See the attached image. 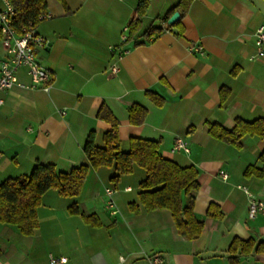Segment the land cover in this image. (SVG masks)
<instances>
[{"label":"crops","instance_id":"1","mask_svg":"<svg viewBox=\"0 0 264 264\" xmlns=\"http://www.w3.org/2000/svg\"><path fill=\"white\" fill-rule=\"evenodd\" d=\"M140 1L68 0L67 8L47 0L48 12L36 27L49 41L39 59L52 73V87L17 85L1 92L0 182L30 174L37 162L66 172L88 164L87 139L103 147L112 129L102 110L118 119L124 152L131 138H152L165 158L198 168L200 236L179 232L170 209L143 206V167L115 181L114 167L100 166L90 168L76 196L46 191L32 235L0 223V264H50L51 256H66L67 264H152L154 254L164 264H264V251H257L264 245V215L250 218L248 211L252 197L264 200V176L246 173L262 165L264 137L246 134L237 146L209 132L215 122L230 129L237 118L264 119V55H257L255 35L264 25V0H184L177 8L179 0H148L140 34L150 26L162 31L123 40ZM177 10L180 22L169 26L163 17ZM6 57L0 40V64ZM17 75L31 82L25 68ZM222 88L230 90L225 100ZM136 105L147 109L143 121L131 118ZM179 138L190 151L174 150ZM107 186L115 189L116 213L107 206ZM74 204L78 213L69 210ZM212 204L220 215L208 216ZM83 213L95 214L100 225L88 223ZM236 238L253 240L252 251L231 252Z\"/></svg>","mask_w":264,"mask_h":264},{"label":"trees","instance_id":"2","mask_svg":"<svg viewBox=\"0 0 264 264\" xmlns=\"http://www.w3.org/2000/svg\"><path fill=\"white\" fill-rule=\"evenodd\" d=\"M59 1L68 8V0ZM11 2L15 8L14 25L18 30H22L29 24L38 26L42 21L40 16L48 12L47 0H11ZM183 4L186 5L187 2L179 0L175 8ZM148 6V0H141L138 4L136 15L129 24V35L126 41L139 36ZM169 17L165 15L163 20L167 22ZM179 22L180 20L169 26H175ZM161 31L162 28L150 26L140 35L150 38L156 32ZM183 32L184 28L181 26L180 33ZM1 38L0 31V40ZM147 93L149 97L162 104V98L156 97L157 95L153 92ZM229 93L228 88H222L220 93L222 100H225ZM102 112L101 110L102 117L111 120L112 129L104 134L105 146L103 147L95 145L92 138L87 139L84 154H86L88 164L73 167L71 171L66 172L58 170L54 164L37 162L30 174L9 177L0 182V223L15 225L22 234L32 235L39 226L37 209L46 191L56 189L62 196H76L81 193L90 168L113 166L116 174L112 180L117 181L121 175L132 173L135 166L139 165L147 173L146 178L140 183L142 188L140 200L143 206L147 210L170 209L179 232L191 239L199 237L204 222L195 217L194 211L195 193L200 186L198 168L194 165L181 166L165 158L160 151V141L152 138L133 137L130 140V149L124 152L119 147L118 119L112 113L109 117ZM146 113L147 109L143 106L136 105L131 108V118L136 122L143 121ZM234 121L235 125L230 129L216 122L211 123L209 132L212 136L237 146H240L241 139L246 134L264 137V119L247 121L237 118ZM260 160L262 162L260 167L249 166L246 173L264 176V150ZM132 208L136 211L139 209L136 204H132ZM69 210L71 213H78L79 207L74 204ZM209 215H220L213 204L209 207ZM83 217L93 226L101 223L95 214L83 213ZM254 244L253 240L236 238L230 246V251L236 252L240 249L242 254H249ZM257 251H264L263 242L260 243Z\"/></svg>","mask_w":264,"mask_h":264},{"label":"built area","instance_id":"3","mask_svg":"<svg viewBox=\"0 0 264 264\" xmlns=\"http://www.w3.org/2000/svg\"><path fill=\"white\" fill-rule=\"evenodd\" d=\"M45 15H41L40 19H44ZM15 8L11 0H0V31L2 35V43L7 50V57L1 61L0 64V104L4 101L1 92L5 89L20 86L23 88H37L40 87L45 91H49L52 87V73L45 67L39 59V51L49 45L47 38L42 36L37 31V27L29 24V26L18 30L14 25ZM256 46L257 55H264V25L256 30ZM127 36H123L126 40ZM202 50V47H198ZM25 68L27 75L30 76L31 82L25 83L19 80L18 72ZM116 71L117 68L115 67ZM174 150L190 151L188 144L181 138L177 139L174 144ZM224 178L228 177L225 171H221ZM243 188L249 195L251 192L245 186ZM130 189V188H129ZM115 189L112 186L106 187V194L108 195L107 206L112 213H116L117 204L114 198ZM250 218H255L258 214L264 215V200L251 198L248 207ZM152 264H164L165 259L160 254L151 256ZM50 264H67L68 258L66 256L50 257Z\"/></svg>","mask_w":264,"mask_h":264},{"label":"water","instance_id":"4","mask_svg":"<svg viewBox=\"0 0 264 264\" xmlns=\"http://www.w3.org/2000/svg\"><path fill=\"white\" fill-rule=\"evenodd\" d=\"M180 18H181V12L177 10L169 17L168 24L172 25L176 23L177 21H179Z\"/></svg>","mask_w":264,"mask_h":264}]
</instances>
